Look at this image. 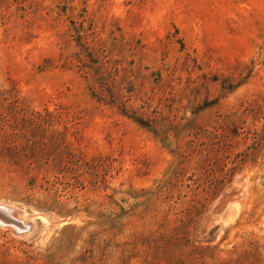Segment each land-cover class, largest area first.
<instances>
[{"label": "rangeland", "instance_id": "374dc122", "mask_svg": "<svg viewBox=\"0 0 264 264\" xmlns=\"http://www.w3.org/2000/svg\"><path fill=\"white\" fill-rule=\"evenodd\" d=\"M0 207V264H264V0H0Z\"/></svg>", "mask_w": 264, "mask_h": 264}, {"label": "bare ground", "instance_id": "6f19581e", "mask_svg": "<svg viewBox=\"0 0 264 264\" xmlns=\"http://www.w3.org/2000/svg\"><path fill=\"white\" fill-rule=\"evenodd\" d=\"M233 206V205H232ZM5 208V207H4ZM10 208V207H9ZM234 208V207H233ZM236 208V207H235ZM225 209V208H224ZM239 210V209H238ZM9 211V210H8ZM15 210H13V212H14ZM19 211V210H18ZM231 211H233V209L231 208ZM230 211V212H231ZM222 212V211H221ZM227 212V211H226ZM225 212V213H226ZM10 213V212H9ZM5 214V213H4ZM232 214V213H231ZM2 215V214H1ZM7 215V214H6ZM224 213L223 214H221V215H219L218 216V219L216 220L217 222H228V221H225V218H224ZM233 215H234V213H233ZM15 216H17L20 220H23V223L27 226V224H29L30 222H29V219H30V217L26 214V213H22V211L21 212H17V214L15 215ZM14 217V216H13ZM4 218V217H3ZM3 218H2V220H3ZM7 218V217H6ZM16 218V217H15ZM215 218V217H214ZM31 219H32V217H31ZM45 219V218H44ZM43 219V220H44ZM229 219V218H228ZM232 219V218H231ZM8 220H10V218H8ZM15 220V219H14ZM230 220V219H229ZM7 221V220H6ZM12 221V220H11ZM16 221V220H15ZM17 221H19V220H17ZM231 222V221H230ZM229 225V224H228Z\"/></svg>", "mask_w": 264, "mask_h": 264}, {"label": "water", "instance_id": "95a60500", "mask_svg": "<svg viewBox=\"0 0 264 264\" xmlns=\"http://www.w3.org/2000/svg\"><path fill=\"white\" fill-rule=\"evenodd\" d=\"M6 209L3 208V207H0V213L4 212ZM1 225L5 226V225H9L11 228H12V231L15 233V234H18V235H25V234H28L31 230H32V226L29 225L28 227H25L23 229H18V227L16 226V223L13 222V221H9L7 223H4V222H0Z\"/></svg>", "mask_w": 264, "mask_h": 264}]
</instances>
